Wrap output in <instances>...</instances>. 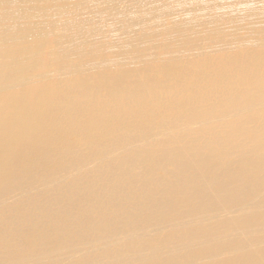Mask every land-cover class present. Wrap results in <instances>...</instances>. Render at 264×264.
<instances>
[{"label": "bare ground", "instance_id": "6f19581e", "mask_svg": "<svg viewBox=\"0 0 264 264\" xmlns=\"http://www.w3.org/2000/svg\"><path fill=\"white\" fill-rule=\"evenodd\" d=\"M0 264H264V0H0Z\"/></svg>", "mask_w": 264, "mask_h": 264}]
</instances>
